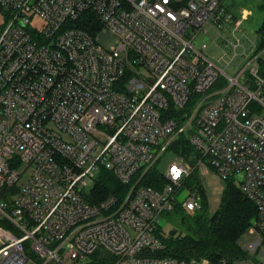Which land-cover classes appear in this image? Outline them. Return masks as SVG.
I'll use <instances>...</instances> for the list:
<instances>
[{
	"label": "built area",
	"instance_id": "2783aa9c",
	"mask_svg": "<svg viewBox=\"0 0 264 264\" xmlns=\"http://www.w3.org/2000/svg\"><path fill=\"white\" fill-rule=\"evenodd\" d=\"M0 16V264H195L156 236L161 213L202 208L179 195L194 168L255 204L242 250L264 259V47L218 32L221 67L202 40L245 17L223 0H0ZM182 133L194 165L174 156L162 187H135ZM102 171L124 196L95 198Z\"/></svg>",
	"mask_w": 264,
	"mask_h": 264
},
{
	"label": "trees",
	"instance_id": "16d2710c",
	"mask_svg": "<svg viewBox=\"0 0 264 264\" xmlns=\"http://www.w3.org/2000/svg\"><path fill=\"white\" fill-rule=\"evenodd\" d=\"M258 48L264 47V21L256 30ZM172 110V109H171ZM174 112V111H173ZM178 112L177 114H179ZM173 156L182 158L190 167L199 157L198 153L188 142V133H182L174 139L168 148ZM197 169L186 178L191 180ZM226 184L220 206L212 215L206 210V197L199 183L191 182V189L198 190L202 197V208L192 213H184L179 206L172 211L180 213L178 218L179 230L173 228L165 232L159 225L156 236L162 241L164 248L160 255L172 257L186 262L205 261L209 264L225 262L229 264L237 260H245L248 254L242 250L238 241L248 230L251 221L256 216V206L239 189L233 179H225ZM162 171L158 164L150 167L142 177L143 186L160 188L164 184ZM128 186L122 185L107 171H102L95 186V198L107 194L122 197L128 191ZM97 196V197H96Z\"/></svg>",
	"mask_w": 264,
	"mask_h": 264
},
{
	"label": "rangeland",
	"instance_id": "374dc122",
	"mask_svg": "<svg viewBox=\"0 0 264 264\" xmlns=\"http://www.w3.org/2000/svg\"><path fill=\"white\" fill-rule=\"evenodd\" d=\"M223 4L226 8L231 11L237 19L241 18V11H247L248 16L242 19V23L237 30L233 31L231 26H224L221 30H210L207 34L202 36L203 42L207 45L205 50L207 56L213 59L214 62H219L221 67H225L228 62V56L232 54L231 48L226 42L217 41L216 46L212 44L213 39L216 37L218 32L223 34L229 41H233L234 37H240L244 42L247 40L244 38H249L250 40H255L257 37L256 30L261 26L264 21V0H223ZM3 21L2 16H0V23ZM233 31V34H232ZM96 41L98 44L105 48H110L116 44V38L107 30H100L96 35ZM239 51V50H238ZM238 60H234L229 66L226 67L225 72L229 76L235 75V67L238 65ZM242 66H238L240 70ZM236 70V72L238 71ZM241 79V78H240ZM214 88H218V82L215 84ZM174 160V156L170 152L164 153L161 159L158 161V168L164 172L167 166ZM143 177V176H142ZM142 177L136 180L135 187L138 185H144L142 182ZM193 185L199 183L204 190L206 197V210L208 214L212 215L215 213L221 202L222 194L225 188L226 180L219 177L217 173L211 168L207 169V172L197 170L195 176L193 175L191 180L188 179L185 186L180 190V196L184 195L188 189H191V182ZM92 186L89 184L88 188ZM97 197V196H96ZM186 213V212H184ZM187 214V213H186ZM181 214L174 211L163 212L160 215L159 224L165 232H169L173 228L179 230L178 218ZM3 226V224H0ZM253 239V233L250 229L239 239L238 243L241 248L250 243ZM195 264H209L207 262H194ZM245 264H264V259L260 254L248 255L245 259Z\"/></svg>",
	"mask_w": 264,
	"mask_h": 264
},
{
	"label": "crops",
	"instance_id": "0c3cea01",
	"mask_svg": "<svg viewBox=\"0 0 264 264\" xmlns=\"http://www.w3.org/2000/svg\"><path fill=\"white\" fill-rule=\"evenodd\" d=\"M247 14H248L247 11L242 10L240 15L243 16V17H246V16H248Z\"/></svg>",
	"mask_w": 264,
	"mask_h": 264
}]
</instances>
